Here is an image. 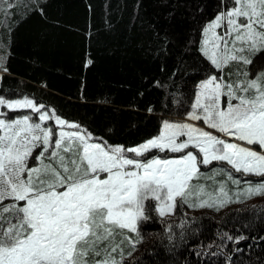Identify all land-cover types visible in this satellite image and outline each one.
<instances>
[{"label": "snow or ice", "instance_id": "obj_1", "mask_svg": "<svg viewBox=\"0 0 264 264\" xmlns=\"http://www.w3.org/2000/svg\"><path fill=\"white\" fill-rule=\"evenodd\" d=\"M13 7L14 0H0V13ZM218 9L201 30L209 75L197 84L185 119L162 121L158 134L137 146L94 139L28 97L0 96L8 110L0 111V264H121L115 237L134 248L125 230L138 233L150 211L163 217L194 191L199 196L203 187L192 181L213 162L260 177L245 192L264 196V73L250 79L245 70L264 52V0H219ZM3 63L0 51L6 72ZM233 64L236 73L226 77ZM22 109L35 115L8 117ZM232 171L229 179L240 183ZM220 192L223 206L230 197L223 185Z\"/></svg>", "mask_w": 264, "mask_h": 264}, {"label": "trees", "instance_id": "obj_2", "mask_svg": "<svg viewBox=\"0 0 264 264\" xmlns=\"http://www.w3.org/2000/svg\"><path fill=\"white\" fill-rule=\"evenodd\" d=\"M218 2L14 0L11 14L0 13L7 68L0 71V96L28 97L94 139L137 146L156 136L163 120L185 117L209 75L201 30ZM246 68L250 77L264 73V52ZM211 169L231 171L219 162L201 171ZM149 217L138 233L125 230L134 248L115 237L121 264H264V196L236 194L208 209L180 202L169 215Z\"/></svg>", "mask_w": 264, "mask_h": 264}, {"label": "rangeland", "instance_id": "obj_3", "mask_svg": "<svg viewBox=\"0 0 264 264\" xmlns=\"http://www.w3.org/2000/svg\"><path fill=\"white\" fill-rule=\"evenodd\" d=\"M200 43H201V39H200ZM233 66H236V64H233L232 67ZM245 70L249 73V78L250 79H254V78H256V76L258 74H260V72H258L257 74H255L252 77H250V71L246 68V66H245ZM236 71L237 70L233 71V69H230L228 71V69H226L225 70V76L227 77L228 73L235 74ZM232 79H236V76L233 75ZM0 111L8 112V110L4 109V108H0ZM22 114L35 115V114L31 113V110L22 109V110H19L16 113H8V117L9 118H14L16 115H22ZM184 119H185V117H174V118L165 119V120H168V121H182ZM192 123L198 124L200 127H205L202 122H192ZM209 131H212V130H209ZM214 134L220 135L219 133H214ZM169 155H171V154H169ZM32 163L34 164L35 161L33 160ZM232 172H234V171H232ZM202 173H203V175L198 180H193L192 183L195 184V185L202 186L203 187V192H201L199 194V196H197L196 192L194 191L193 195L188 197V202L186 203L188 206L190 204H198V203H200L203 200L214 199L215 202L224 200L225 197L220 192L221 185H223V191L226 192L229 197L230 196H235L236 194H240L241 196H248L246 194V192H245V190L249 187V183L248 182H251V184H252L253 182L250 179L252 177H256V176L244 177L240 173H237V174L241 175V178H247V179L241 180L240 183H234L232 179H229V177L227 175V172L222 171L220 169H211L210 171H206V172H202ZM233 177L235 179H238L235 176H233ZM255 185L256 184H252L253 187H255ZM216 197H219V199H215ZM189 207L191 209L192 208H196L194 206H189ZM200 208L208 209L209 207H200ZM187 211L188 212H194L195 210H189L188 209ZM166 215H169V214H166ZM121 241H123V240H121ZM117 261H119V260H117Z\"/></svg>", "mask_w": 264, "mask_h": 264}]
</instances>
